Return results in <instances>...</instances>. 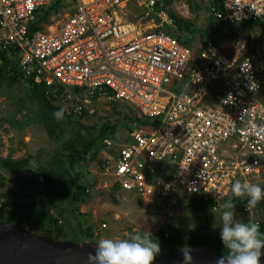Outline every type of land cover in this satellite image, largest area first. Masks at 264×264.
I'll use <instances>...</instances> for the list:
<instances>
[{
  "label": "built area",
  "instance_id": "built-area-1",
  "mask_svg": "<svg viewBox=\"0 0 264 264\" xmlns=\"http://www.w3.org/2000/svg\"><path fill=\"white\" fill-rule=\"evenodd\" d=\"M53 1L0 0V50L15 52L22 79L62 88L73 117L92 102L116 101L156 122L133 128L127 142L102 139V167L120 191L148 207L192 197L216 210L233 181L263 175L264 0L209 7L225 25L260 23L258 38L236 34L229 54L211 41L195 52L179 42L164 0H136L154 18L145 29L119 17L130 0H60L68 6L61 21L35 24ZM172 8L183 16L187 4Z\"/></svg>",
  "mask_w": 264,
  "mask_h": 264
},
{
  "label": "trees",
  "instance_id": "trees-1",
  "mask_svg": "<svg viewBox=\"0 0 264 264\" xmlns=\"http://www.w3.org/2000/svg\"><path fill=\"white\" fill-rule=\"evenodd\" d=\"M179 1H185L188 7H194L192 0H164L168 15L176 27L172 35L195 52L198 47L189 40L190 35L185 41L179 32L182 28L186 30L190 28V21L180 16L172 8V4ZM200 1L202 2V0ZM221 2L222 0H207V11L209 12L211 5L219 10ZM67 9L68 6L63 5L62 1H53L49 6L38 10L35 14L34 23L41 25L46 22L49 16L57 19ZM152 18V16H146V21H150ZM219 23L225 25L222 22ZM246 24L249 29V33L246 34H250L260 23ZM214 33L210 32L203 44L211 41L218 46ZM197 36L201 38L200 35ZM201 47L202 45L199 48ZM17 63L18 60L13 50H0V86L5 81L9 87L18 79L24 81L39 105L36 119L57 147L47 154L39 152L35 156L23 155L15 159L9 156L0 157V221L14 223L18 219H22L23 226L32 232L47 234L51 237L53 234L67 236L70 232L75 238L72 241L86 239L93 242L95 236L92 227L87 226L82 219L83 215L77 213V204L86 201L89 197L88 188L92 186L86 167L104 150L103 138H110L115 141L113 136L115 126L110 123L83 124L80 120L87 115L85 109L81 110L80 116L73 117L68 113V106L63 107L69 102L65 101L63 105L60 102L62 88L58 90L47 89L41 85L33 84L30 80L22 79L18 74ZM67 91L78 92L76 88H69ZM106 103L111 105L115 114H120L122 105H125L123 106L130 114V116L124 115L125 120L129 121V126L126 128L128 134L133 128L150 131L156 125L153 120L139 117L125 103L116 101ZM60 108L64 109V115L63 119L57 120L53 117V112ZM64 125L68 126L67 134L63 133ZM107 152L112 153V150ZM32 159H36V165L32 171L13 188L7 187L4 174L14 175L24 171L30 166ZM98 165L100 169L103 168L101 160L98 161ZM260 186L264 189V183H261ZM111 190L120 191L116 183L112 184ZM230 197L235 207L241 211L246 209V199L232 197L231 191ZM174 207L177 210L170 213L168 223L153 235L159 239L161 247V252L157 257H171L186 247H208L219 252L220 256L226 255L227 250L223 249L219 239V228H213L214 222L209 214L211 211L209 203L190 197L180 201ZM253 209L264 215V199ZM51 210L55 211L56 215L51 213ZM66 216L73 220L71 225L66 220ZM186 219H189L190 225L186 224ZM258 225L259 230L264 232V220H260ZM212 230H214V234H211Z\"/></svg>",
  "mask_w": 264,
  "mask_h": 264
},
{
  "label": "rangeland",
  "instance_id": "rangeland-1",
  "mask_svg": "<svg viewBox=\"0 0 264 264\" xmlns=\"http://www.w3.org/2000/svg\"><path fill=\"white\" fill-rule=\"evenodd\" d=\"M192 2L194 7L191 8L187 5L186 12L182 16L190 21V28L187 30L182 28L179 32L185 41L190 35L189 40L193 45L196 44L197 49L203 45L210 32H215L214 38L223 51L225 48L221 46L222 43L228 45L236 34L249 33L246 23L220 24L219 21L209 15L204 0L202 2L192 0ZM62 17L61 14L55 21H61ZM119 17L134 23L139 28H144L148 22H151L146 21V14L136 0H130L126 7L120 11ZM49 24L54 26V23ZM250 34H254L255 38L259 36L255 29ZM197 35H200L201 38H198ZM222 40L224 42L221 43ZM225 50L230 53L231 47L229 49L228 45V50ZM7 85L8 83L5 81L0 86V157L9 156L15 159L23 155L35 156L39 152L47 154L52 151L57 145L49 139L41 123L36 119L39 105L29 92L27 85L21 79L16 80L10 87ZM164 88L171 91L178 89L170 85L164 86ZM123 105L121 113L115 114L110 104L103 101L92 102L85 108L87 115L80 121L83 124H113L115 126L113 134L115 141L124 142L128 140L126 128L129 126V121L125 120L124 115L130 116V114ZM62 129L64 134L68 133L67 125H64ZM103 157L104 151H101L94 161L88 163L86 172L92 186L88 188L89 197L86 201L77 204V213L82 214V219L87 226L92 227L95 236L93 242L97 244L101 239L127 238L131 234H142L146 230L154 235L168 223L170 213L177 208L157 209L144 206L143 200L138 196L124 191H112L113 182L109 176V170L100 169L98 165V161L102 160ZM35 160L32 159L30 166L20 173L4 174L7 187L13 188L23 180L35 167ZM246 181L260 185L264 183V173L259 178H248ZM229 194L222 199L216 210L209 212L217 228L220 226V206L224 200L229 198ZM50 212L56 215L55 211L51 210ZM235 213L237 218L250 223L264 220V215L253 208L241 211L235 207ZM145 215L150 218L147 223H145ZM151 218H154V221ZM66 220L71 225L73 220L69 216H66ZM102 224L105 225L104 228L101 226ZM186 224L190 225L189 219H186ZM211 234H214V230L211 231ZM52 238L55 240L75 239L70 232L67 236L53 234Z\"/></svg>",
  "mask_w": 264,
  "mask_h": 264
},
{
  "label": "clouds",
  "instance_id": "clouds-1",
  "mask_svg": "<svg viewBox=\"0 0 264 264\" xmlns=\"http://www.w3.org/2000/svg\"><path fill=\"white\" fill-rule=\"evenodd\" d=\"M64 109L53 112L57 120L63 119ZM232 197L246 199V209L255 207L264 199V189L259 184L235 180L231 184ZM219 214V239L226 249L216 264H260L264 248V232L257 223L237 218L235 204L228 198L221 204ZM150 218L145 215V223ZM154 221V218H151ZM213 228H217L213 224ZM159 239L149 230L142 234H131L127 238L101 239L95 245L94 254L89 255V264H152L160 254ZM191 255L183 253V264H191Z\"/></svg>",
  "mask_w": 264,
  "mask_h": 264
},
{
  "label": "water",
  "instance_id": "water-1",
  "mask_svg": "<svg viewBox=\"0 0 264 264\" xmlns=\"http://www.w3.org/2000/svg\"><path fill=\"white\" fill-rule=\"evenodd\" d=\"M191 255V264H216L219 252L208 247L183 248L171 257H156L152 264H183V253ZM95 244L79 241L55 240L47 234L36 233L14 223L0 221V264H89ZM260 264H264V248Z\"/></svg>",
  "mask_w": 264,
  "mask_h": 264
},
{
  "label": "crops",
  "instance_id": "crops-1",
  "mask_svg": "<svg viewBox=\"0 0 264 264\" xmlns=\"http://www.w3.org/2000/svg\"><path fill=\"white\" fill-rule=\"evenodd\" d=\"M222 42H224V41L222 40L221 43H222ZM217 44H218V43H217ZM228 45H229V49H230V43H229ZM228 45H227L226 43H222L221 46H222L223 48H225V49L228 50ZM219 46H220V45H218V47H219ZM225 49H224V51L227 53L228 51H226ZM230 51H231V50H230ZM228 54H229V52H228Z\"/></svg>",
  "mask_w": 264,
  "mask_h": 264
}]
</instances>
